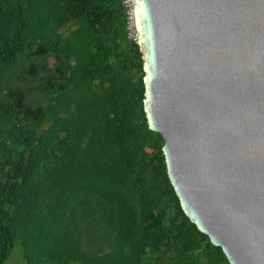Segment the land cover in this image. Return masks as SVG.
I'll return each instance as SVG.
<instances>
[{"label":"trees","instance_id":"obj_1","mask_svg":"<svg viewBox=\"0 0 264 264\" xmlns=\"http://www.w3.org/2000/svg\"><path fill=\"white\" fill-rule=\"evenodd\" d=\"M122 0H0V264H229L183 213Z\"/></svg>","mask_w":264,"mask_h":264},{"label":"water","instance_id":"obj_2","mask_svg":"<svg viewBox=\"0 0 264 264\" xmlns=\"http://www.w3.org/2000/svg\"><path fill=\"white\" fill-rule=\"evenodd\" d=\"M147 127L180 207L229 264H264V0H132Z\"/></svg>","mask_w":264,"mask_h":264},{"label":"built area","instance_id":"obj_3","mask_svg":"<svg viewBox=\"0 0 264 264\" xmlns=\"http://www.w3.org/2000/svg\"><path fill=\"white\" fill-rule=\"evenodd\" d=\"M122 5L125 13V30L127 37L132 41H137V33L135 31L133 5L132 0H122Z\"/></svg>","mask_w":264,"mask_h":264},{"label":"rangeland","instance_id":"obj_4","mask_svg":"<svg viewBox=\"0 0 264 264\" xmlns=\"http://www.w3.org/2000/svg\"><path fill=\"white\" fill-rule=\"evenodd\" d=\"M19 251V247L15 246L12 255L10 256V259L7 261V264H24Z\"/></svg>","mask_w":264,"mask_h":264}]
</instances>
